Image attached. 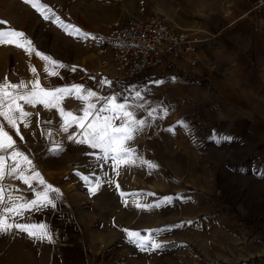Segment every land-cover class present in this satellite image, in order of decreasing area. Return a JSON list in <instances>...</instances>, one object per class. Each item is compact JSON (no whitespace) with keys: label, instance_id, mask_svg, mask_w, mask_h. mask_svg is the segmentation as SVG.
Listing matches in <instances>:
<instances>
[{"label":"rangeland","instance_id":"374dc122","mask_svg":"<svg viewBox=\"0 0 264 264\" xmlns=\"http://www.w3.org/2000/svg\"><path fill=\"white\" fill-rule=\"evenodd\" d=\"M39 3L51 9L64 24L93 35L102 32L107 22L151 15H163L173 28L196 33L200 32L201 24L214 18L223 7L230 9L241 2L39 0ZM0 20L8 22L7 26L0 25V30L23 32L36 50L53 60H70L76 43L88 41L69 35L52 20H45L23 0H0ZM22 55L28 54L14 45H0V59L5 56L13 63ZM263 146L203 142L193 145L181 157L166 154L164 161L170 170L161 169L158 176L149 178H144L147 169L141 167V159L121 163L115 169L106 163L101 169L91 152L81 154L64 179L68 191L76 196L77 210L84 223L82 231L87 232L88 264H264ZM128 147L135 149L134 155L143 156L135 138L128 142ZM82 177H89L93 183H86ZM98 178L101 186L93 194L89 189ZM150 205L157 206L146 207ZM123 229L138 231L143 236L152 233L155 242L164 247L141 251L128 242ZM160 229L169 230L157 233ZM6 245L0 241V247L8 249ZM11 249L15 252L14 247ZM0 264L7 262L0 259Z\"/></svg>","mask_w":264,"mask_h":264},{"label":"crops","instance_id":"0c3cea01","mask_svg":"<svg viewBox=\"0 0 264 264\" xmlns=\"http://www.w3.org/2000/svg\"><path fill=\"white\" fill-rule=\"evenodd\" d=\"M239 2L230 9L223 7L214 18L200 25V32L193 33L201 39L196 65L189 57L168 59L133 81L118 82L109 55L97 50L87 51L86 42H78L70 60H55L67 66L58 69L55 76L45 73V62L36 55H22L13 63L4 56L0 59V83L7 78L12 84L23 81L31 87V82L38 77L41 86L46 88L82 84L98 95L120 97L129 96V89H141L147 106L167 110L166 114L158 113L157 118L150 120L149 126L135 136L143 154L139 157L141 167L147 169L144 178L158 176L161 169L170 170V165L164 161L166 154L181 157L193 145L203 142L264 145V7L254 10L255 0ZM103 34L104 28L93 35ZM73 66L77 69L75 72L69 70ZM102 79L110 81L111 87L101 88L98 81ZM61 106L75 115H82L84 107L75 98H65ZM25 110L32 116L29 128L20 125L23 140L2 119L0 123L13 136L15 149L32 162L28 166L22 158H17L18 171L33 167L40 177L27 173L33 188L8 175L2 183L18 190L11 193L13 198L22 196L26 200L35 198L33 189L42 190L38 183L40 178L59 191V195L51 194L55 196L54 208L25 213L28 222L46 224L52 240H37L15 229L0 233V241L8 244V249L0 247V259L7 264H88L87 232L82 231L84 223L77 210L79 204L76 196L68 191L64 177L81 154L95 150L69 139L74 136L75 140H80L84 136V129L75 123L67 132L60 130L63 121L55 108L50 110L37 105ZM146 111V108L137 109L135 115L148 119ZM115 123L119 124V120ZM146 162H152L155 167ZM7 197L8 192H5V200ZM10 247H14L15 252L12 253ZM35 248L38 250L34 251Z\"/></svg>","mask_w":264,"mask_h":264},{"label":"snow or ice","instance_id":"6c2138e0","mask_svg":"<svg viewBox=\"0 0 264 264\" xmlns=\"http://www.w3.org/2000/svg\"><path fill=\"white\" fill-rule=\"evenodd\" d=\"M25 4L30 5L39 12L45 20H52L57 23L69 35H74L81 40H98L97 36L90 33L82 32L78 27L64 24L51 9L46 8L39 0H23ZM48 12L49 14H45ZM6 20H0V25L7 26ZM0 45H14L21 48L26 54L31 56L35 53L37 58L45 62L44 71L48 76L58 75V69L67 67L61 62L53 60L50 56L40 53L34 48L32 42L26 38L21 31L11 29L0 30ZM75 72L76 67L69 68ZM35 70H33V74ZM154 83H162L155 81ZM101 88L105 85L111 87V82L107 79L98 81ZM129 96L120 97L116 94L111 96L98 95L92 88H87L82 84H74L70 86L46 88L41 86L39 78L31 82L29 87L25 82L21 81L18 84H12L5 78L3 83H0V119L6 122V125L15 131L17 136L23 140L20 135V125L24 128H29L31 124L32 113L26 111V107L35 108L37 105H42L44 108L53 109L60 114L62 118L61 131L67 132L68 127L75 123L79 128L84 129V136L80 140H75L74 136H69V139L95 150L92 155L97 160L98 166L103 168V165L110 163L115 169L117 165L127 162L135 163L140 158L136 155L135 149L128 147V142L133 140L137 133H141L149 126L150 120L156 119L157 114L163 112L166 114V109L149 107L144 102L145 96L141 89L133 88L128 90ZM65 98H75L83 105L82 115H75L72 111H66L62 106V101ZM118 100L121 102L117 103ZM99 104V106H97ZM147 109L146 115L148 119L137 117L135 111L137 109ZM100 113H110L101 117ZM119 120V124L115 121ZM50 124L51 121H45ZM183 124V122H181ZM171 131V129H169ZM50 135V133H48ZM59 150V149H56ZM0 233L10 232L15 229L18 232L26 233L29 237L37 240H52L46 224L30 223L26 220L25 213L38 212L41 209L52 207L55 193L59 195V191L51 185L45 184L42 178L38 183L42 186V190L33 189L32 194L34 199L26 200L22 196L13 198L11 193L18 191L17 189H9L2 183L5 176L21 180L24 184L33 188L30 176L27 173H33L34 177H40V173L36 172L33 167L24 168L18 171L19 161L17 158H22L28 166L32 165L31 160L15 149V141L13 136L5 130V125L0 123ZM7 161H12L8 164ZM150 166L155 167L152 162H146ZM95 174V173H93ZM86 183L92 184L93 181L89 177H82ZM111 183V181H108ZM101 186V180L98 178L94 181V186L90 187V192L93 194L97 188ZM119 189V185L117 184ZM5 192H8L7 200H5ZM123 196V193H121ZM151 195V194H150ZM170 199V198H165ZM150 205L146 207H155ZM140 207V205H137ZM24 221V222H18ZM189 224L191 222H188ZM184 225H179L183 227ZM169 229L156 230L157 233L167 231ZM128 242L134 244L141 251H155L164 247L163 244L155 242L150 233L143 236L138 231L123 229Z\"/></svg>","mask_w":264,"mask_h":264},{"label":"built area","instance_id":"2783aa9c","mask_svg":"<svg viewBox=\"0 0 264 264\" xmlns=\"http://www.w3.org/2000/svg\"><path fill=\"white\" fill-rule=\"evenodd\" d=\"M263 7L264 0H255L252 8ZM97 37L100 39L87 41L85 49L109 55L118 82L133 81L168 59L189 57L193 65L199 62L197 46L201 39L173 28L163 15L113 20L104 25V34Z\"/></svg>","mask_w":264,"mask_h":264}]
</instances>
